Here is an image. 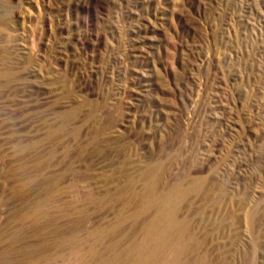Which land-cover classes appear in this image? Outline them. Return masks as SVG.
Here are the masks:
<instances>
[{
    "label": "rangeland",
    "instance_id": "obj_1",
    "mask_svg": "<svg viewBox=\"0 0 264 264\" xmlns=\"http://www.w3.org/2000/svg\"><path fill=\"white\" fill-rule=\"evenodd\" d=\"M163 211L178 264H264V0H0V264H123Z\"/></svg>",
    "mask_w": 264,
    "mask_h": 264
},
{
    "label": "bare ground",
    "instance_id": "obj_2",
    "mask_svg": "<svg viewBox=\"0 0 264 264\" xmlns=\"http://www.w3.org/2000/svg\"><path fill=\"white\" fill-rule=\"evenodd\" d=\"M184 191H185V189H184ZM27 215L29 216V214H27ZM52 222H54V221H52ZM161 223L167 224L164 229L160 228ZM51 228H52V226H51ZM71 232H72V230H71ZM187 232H188V222L186 219L179 218L177 213H174L172 215H167L164 211L159 212L156 215V217H154L153 225L151 226V228L149 229V231L147 233V244H149V246L151 247L150 250H145V248L142 246L139 249V251H137L134 254H130V256L123 262V264H178L179 260L185 254L190 252V250L192 249V246H191L192 244L190 245L184 241L185 240L184 237H185V234Z\"/></svg>",
    "mask_w": 264,
    "mask_h": 264
}]
</instances>
